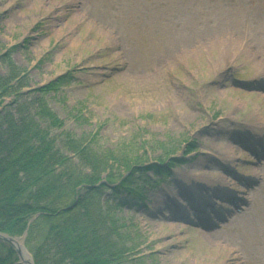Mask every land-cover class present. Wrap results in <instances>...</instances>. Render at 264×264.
I'll return each mask as SVG.
<instances>
[{"label": "rangeland", "instance_id": "obj_1", "mask_svg": "<svg viewBox=\"0 0 264 264\" xmlns=\"http://www.w3.org/2000/svg\"><path fill=\"white\" fill-rule=\"evenodd\" d=\"M8 75L26 97L57 81L58 147L82 166L70 133L131 177L82 190L132 233L130 260L264 264V0H0Z\"/></svg>", "mask_w": 264, "mask_h": 264}, {"label": "trees", "instance_id": "obj_2", "mask_svg": "<svg viewBox=\"0 0 264 264\" xmlns=\"http://www.w3.org/2000/svg\"><path fill=\"white\" fill-rule=\"evenodd\" d=\"M21 80L0 76V232L27 233L26 246L35 264H141L140 256L130 260L128 255L135 251L132 233L121 231L107 208L92 207L82 195L89 186L131 194L135 189L131 177L109 175L107 152L101 158L88 144L65 133L67 147L82 166L75 164L50 132L64 125L44 98L58 88V82L38 87L26 97ZM195 150L190 143L185 152ZM168 159L169 166L182 162ZM128 168L132 175L136 168L163 177L167 171L155 164ZM18 259L16 250L0 241V264H15Z\"/></svg>", "mask_w": 264, "mask_h": 264}, {"label": "water", "instance_id": "obj_3", "mask_svg": "<svg viewBox=\"0 0 264 264\" xmlns=\"http://www.w3.org/2000/svg\"><path fill=\"white\" fill-rule=\"evenodd\" d=\"M0 239L8 241L15 248L22 264H34L33 258L25 244L20 242V237H13L0 232Z\"/></svg>", "mask_w": 264, "mask_h": 264}, {"label": "bare ground", "instance_id": "obj_4", "mask_svg": "<svg viewBox=\"0 0 264 264\" xmlns=\"http://www.w3.org/2000/svg\"><path fill=\"white\" fill-rule=\"evenodd\" d=\"M256 175L258 176L259 174L257 173V174H255V176H256ZM199 206H200V205H199ZM196 208H198V207H196Z\"/></svg>", "mask_w": 264, "mask_h": 264}]
</instances>
